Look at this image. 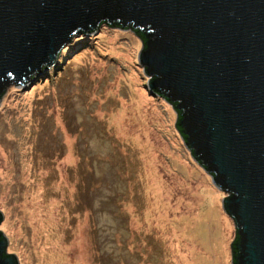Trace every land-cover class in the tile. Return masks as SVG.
<instances>
[{"label": "rangeland", "instance_id": "374dc122", "mask_svg": "<svg viewBox=\"0 0 264 264\" xmlns=\"http://www.w3.org/2000/svg\"><path fill=\"white\" fill-rule=\"evenodd\" d=\"M79 36L59 68L0 99L6 251L18 264H230L224 193L144 88L139 37L105 23Z\"/></svg>", "mask_w": 264, "mask_h": 264}, {"label": "water", "instance_id": "95a60500", "mask_svg": "<svg viewBox=\"0 0 264 264\" xmlns=\"http://www.w3.org/2000/svg\"><path fill=\"white\" fill-rule=\"evenodd\" d=\"M102 23L139 37L144 88L171 105L191 159L224 193L230 264H264V0H0V99ZM7 243L0 230V264H18Z\"/></svg>", "mask_w": 264, "mask_h": 264}, {"label": "trees", "instance_id": "16d2710c", "mask_svg": "<svg viewBox=\"0 0 264 264\" xmlns=\"http://www.w3.org/2000/svg\"><path fill=\"white\" fill-rule=\"evenodd\" d=\"M109 26H111V25H109ZM114 27H117V28H119L118 26H114ZM80 36H82L81 34H79ZM80 36L79 37H77L76 39H79L80 38ZM79 44L80 43H82L83 44V42H78ZM63 60V59H62ZM62 60L60 61L59 59L57 60V62L58 63H56V67H54V69H56V68H59L60 66H61V62H62ZM49 72V71H48ZM230 248V247H229Z\"/></svg>", "mask_w": 264, "mask_h": 264}]
</instances>
